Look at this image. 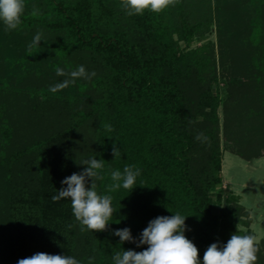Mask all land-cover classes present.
<instances>
[{"label":"trees","instance_id":"trees-1","mask_svg":"<svg viewBox=\"0 0 264 264\" xmlns=\"http://www.w3.org/2000/svg\"><path fill=\"white\" fill-rule=\"evenodd\" d=\"M42 1L47 9L44 15L30 16L27 20L61 35L57 42L61 48L92 53L106 72L104 89L97 102L98 157L104 162L101 172L104 179L96 181V190L113 197L116 212L108 230L101 232L98 264H114L117 251H143L147 247L127 241L121 244L120 238L113 234L115 229L128 227L133 237L139 238L150 220L174 213L187 216L185 235L198 247L202 260L211 243L224 244L219 230L224 222L242 221L238 217L242 206L234 194L226 197L227 205L218 212L210 203V190L221 182V154L216 136L209 130L218 123L216 110L220 96L218 91L213 92L210 79L194 94L183 90L186 72L182 68L185 63L186 71L191 68L188 58L193 51L176 54L165 16L175 14L178 38L188 39L199 23L190 24L185 0H180L170 12L146 10L143 15L129 16L126 22L119 19L125 12L118 15L117 4L121 2L117 0L114 4L112 0ZM223 2L224 6L236 4L233 11L228 8L227 15L232 21L239 18L243 24L247 23V39L258 50L250 65L259 74L257 88L263 97L259 98L256 109L264 115V111L260 113V109L264 110V0ZM122 24L128 28L124 29ZM194 59L198 65L200 60ZM106 124L112 126L111 132L104 127ZM200 125L208 130L202 132L196 128ZM257 128L264 135V120ZM201 132L208 142L196 139ZM241 137L243 143L247 142L244 133ZM114 143L120 148V155L115 158ZM205 146L208 153L197 170L192 161L193 152ZM238 154L244 158L259 155ZM126 165L141 169L137 185L130 192L121 187L109 193L108 186L113 183L111 172H122ZM62 168L59 165L48 168L43 179L59 189L66 187L61 184L67 177ZM69 201L51 200L21 217L0 204V264H17L19 259L37 252L72 256L66 236V223L73 218Z\"/></svg>","mask_w":264,"mask_h":264},{"label":"rangeland","instance_id":"rangeland-1","mask_svg":"<svg viewBox=\"0 0 264 264\" xmlns=\"http://www.w3.org/2000/svg\"><path fill=\"white\" fill-rule=\"evenodd\" d=\"M185 3L190 24L199 23L188 39L178 38L175 14L165 16L176 54L193 51L188 58L191 68L186 71L187 63L182 68L186 72L183 90L194 94L210 79L213 92L218 91L220 96L218 123L209 130L214 132L221 154V182L210 190V203L218 212L227 205L229 194L237 196L242 206L238 217L242 221L233 224L226 221L219 227L223 242L226 244L234 233L254 235L260 241L256 264H264V135L257 128L264 115L256 109L263 96L257 88L259 74L250 65L258 50L247 39V23L243 24L239 18L232 21L227 15L236 4L224 6L223 0H185ZM120 4L118 15L125 12ZM25 5L18 30L5 32L0 21V204L18 217L36 211L57 194V185L43 179L48 168L62 166L70 176L86 167L78 163L99 159L97 102L106 76L92 53L61 48L57 44L61 35L27 20L30 16L44 15L47 9L42 0H25ZM172 8L167 10L170 12ZM122 18L124 22L130 19L126 12L119 17ZM122 27L126 29L128 25ZM38 32L42 33V41L34 54L28 55L26 49ZM194 57L200 60L198 65L194 64ZM80 65L96 75L90 80L77 79L55 94L49 91L50 86L68 78L57 76L56 67L70 72ZM263 111L260 109V113ZM247 116L250 117L246 120L240 119ZM196 128L208 130L201 125ZM241 133L248 137L247 142H242ZM207 150L205 146L193 152L197 170ZM238 152L259 155L244 158ZM71 217L66 223V236L72 257L80 264H89V258H93L91 264H98L101 232H81L79 222L74 215ZM69 224L73 225L71 229Z\"/></svg>","mask_w":264,"mask_h":264},{"label":"clouds","instance_id":"clouds-1","mask_svg":"<svg viewBox=\"0 0 264 264\" xmlns=\"http://www.w3.org/2000/svg\"><path fill=\"white\" fill-rule=\"evenodd\" d=\"M180 0H121L120 7L126 15H143L146 10L161 13L170 7H175ZM25 0H0V21L3 22L5 32L18 30L22 23L21 17L25 13ZM42 41V33H37L29 43L26 51L28 55L34 54ZM57 76L68 77L62 82L50 86L53 94L75 83L77 79L90 80L96 75L95 71L88 72L85 66L80 65L76 70L66 72L63 68L56 67ZM111 132V125H104ZM110 137V136H109ZM111 138V137H110ZM196 139L200 142H208L204 133H198ZM114 158L120 155V148L113 144ZM86 167L81 172H74L65 177L62 187L57 194L52 195L53 202L62 199H70L72 213L79 222L80 231L93 232L106 231L116 212L112 206L113 197L109 194H99L96 190L97 180H103L101 174L104 162L96 158H90L81 163ZM141 169L135 165H126L121 172H111L113 183L108 186V192H113L123 187L129 192L137 185V177ZM90 182V186H89ZM186 217L179 213L171 216H157L149 221L139 238L133 237L130 228L115 229L113 234L120 238V243L131 242L137 247L147 245L143 251L128 249L115 252L114 264H201L199 249L192 240L187 238L185 231ZM73 225L69 224L71 229ZM260 241L254 235L232 234L226 244L211 243L203 255L202 264H256L258 260ZM89 258V264L91 260ZM17 264H80L76 258L68 255L49 254L37 252L29 257L21 258Z\"/></svg>","mask_w":264,"mask_h":264}]
</instances>
